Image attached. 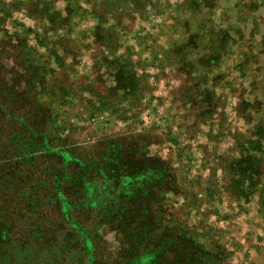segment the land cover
Returning <instances> with one entry per match:
<instances>
[{
  "label": "rangeland",
  "instance_id": "1",
  "mask_svg": "<svg viewBox=\"0 0 264 264\" xmlns=\"http://www.w3.org/2000/svg\"><path fill=\"white\" fill-rule=\"evenodd\" d=\"M18 93L51 108L47 147L165 159L158 217L264 264V0H0V104ZM96 231L112 261L120 235Z\"/></svg>",
  "mask_w": 264,
  "mask_h": 264
},
{
  "label": "trees",
  "instance_id": "2",
  "mask_svg": "<svg viewBox=\"0 0 264 264\" xmlns=\"http://www.w3.org/2000/svg\"><path fill=\"white\" fill-rule=\"evenodd\" d=\"M26 94H17L19 104H0V264H89L86 237L93 264H141L144 255V264H222L158 217L156 202L172 190L165 159L139 153L134 142H100L105 150L89 155L47 147L51 108ZM102 226L120 235L112 261L100 247Z\"/></svg>",
  "mask_w": 264,
  "mask_h": 264
}]
</instances>
